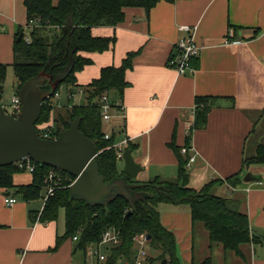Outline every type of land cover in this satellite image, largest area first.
I'll return each instance as SVG.
<instances>
[{
  "label": "crops",
  "instance_id": "crops-1",
  "mask_svg": "<svg viewBox=\"0 0 264 264\" xmlns=\"http://www.w3.org/2000/svg\"><path fill=\"white\" fill-rule=\"evenodd\" d=\"M123 11L124 19L117 25L92 28L93 36L115 41L103 52L82 53L92 63L76 73V84H89L103 67L119 66L128 52L137 51L125 72L128 86L122 95L107 92L113 107L105 131L114 134L115 143L127 142L124 149L130 148L143 168L134 178L138 182L175 179L177 158L170 143L184 146L196 97H210L204 125L191 133L190 145L197 156L188 168V185L199 190L211 180H222L215 193L241 201L256 239L241 245V253L211 244L202 223L192 222L187 205L162 203L160 219L176 236L180 264H200L206 258L211 264H264V164L243 166L251 156L248 140L264 122V0H162L149 11L143 7ZM27 20L23 0H0V64H12L15 36L28 32ZM179 25L196 27L194 40L200 52L192 60V74L179 75L167 65L177 51L176 42L185 35ZM4 89L9 93L8 86ZM68 89L52 99L53 112L66 105ZM14 91L11 97L17 95ZM79 96L83 102V94ZM0 107L4 110L1 95ZM246 173L261 179L245 182ZM235 174L238 181H225ZM31 179L14 184H29ZM5 197L16 202L6 205ZM43 205L42 198L26 201L0 188V264H86L96 246L83 252L76 249V241L66 238L54 249L64 234V220L38 221Z\"/></svg>",
  "mask_w": 264,
  "mask_h": 264
},
{
  "label": "trees",
  "instance_id": "trees-1",
  "mask_svg": "<svg viewBox=\"0 0 264 264\" xmlns=\"http://www.w3.org/2000/svg\"><path fill=\"white\" fill-rule=\"evenodd\" d=\"M160 1L162 0H23L27 22L38 20L36 26L27 28L26 35L22 33L19 41L17 39L21 32L15 36L14 60L11 66L17 80L16 91L26 80L40 72L51 75L53 80L62 79L53 94L44 100L36 123L53 124L54 131L50 138H56L76 117H80L79 130L94 141L98 151L95 157L98 172L105 182L123 175L124 172L120 170L119 162L122 159L117 157L114 134L111 133L107 140L103 138L99 98L110 90L122 95L128 86L125 72L131 67L137 51L128 52L119 66L103 67L99 77L83 87L76 84V73L91 64L92 60L82 53L103 52L115 41L114 37L93 36V27L115 26L122 22L125 7H143L149 11ZM7 67V64H0V95L3 92ZM61 86L69 88L67 103L60 107L59 111L53 112L55 105L52 99ZM79 88L82 89L84 101L74 103V89ZM42 89H49L47 81ZM210 103V97H196L193 126L188 130L182 147L189 149L191 146V133L193 129L204 125L211 108ZM38 136L41 137L39 133ZM170 147L177 158L175 179L154 178L144 182L131 179L133 183L147 184L135 191L147 193L148 197L138 199L134 203L135 209L129 214V203L121 196L116 197L107 206H89L83 201L71 199L69 186L74 177L54 168L66 176L68 181L46 200L38 218L40 222L56 221L59 209H64V234L57 238L54 249L59 246L61 240L73 239V236H76V249L86 252L89 247L98 245L107 228L114 227L119 232V244L107 248L103 264H120L121 260L134 264L136 249L133 238L139 233L150 236L148 242L157 251L155 257L148 254L149 264L156 263V260L163 264L164 259V264H180L176 236L160 219L159 207L162 203H167L187 205L192 222L202 223L211 244L219 243L224 250L241 253V245L256 239L251 235L247 215L240 209L241 201L216 193L209 196L212 188L223 183L220 179L209 181L199 190L190 187L187 167L189 153L187 151L182 154V147L176 146L174 142L170 143ZM251 164H264V143L258 144L253 155L243 160V166ZM51 168L35 163L34 170L30 172L31 182L15 185L13 175L25 170L18 169L15 163L1 166L0 188L12 191L14 195L26 201L42 198L45 176ZM225 181L235 183L238 181V174L226 178ZM156 186L164 188L158 189ZM200 264L211 262L206 258Z\"/></svg>",
  "mask_w": 264,
  "mask_h": 264
},
{
  "label": "water",
  "instance_id": "water-1",
  "mask_svg": "<svg viewBox=\"0 0 264 264\" xmlns=\"http://www.w3.org/2000/svg\"><path fill=\"white\" fill-rule=\"evenodd\" d=\"M21 36L22 32L18 41ZM61 80H53L51 75L40 72L26 80L19 88L17 95L21 107L15 117L0 110V167L29 156L35 163L57 168L74 177L69 186L71 199L83 201L89 206H107L116 197L121 196L128 201V214L131 213L135 209L134 203L138 199L148 197V194L135 191L147 184L131 182L143 168L134 160L130 148L124 149L122 155L124 174L105 182L98 172L95 160L97 147L94 141L79 130L80 117H76L56 138L38 136L35 124L40 117L42 104L53 94ZM45 81L49 85L48 90L42 89ZM260 179V176L251 173H246L243 177L245 182ZM215 192L216 187L209 191V196ZM147 239L149 240L150 236H147ZM165 262L164 259L162 263Z\"/></svg>",
  "mask_w": 264,
  "mask_h": 264
},
{
  "label": "built area",
  "instance_id": "built-area-1",
  "mask_svg": "<svg viewBox=\"0 0 264 264\" xmlns=\"http://www.w3.org/2000/svg\"><path fill=\"white\" fill-rule=\"evenodd\" d=\"M38 19H32L29 22H27V27H33L37 25ZM178 29L185 33L183 37H181L175 44L177 51L174 55H171L170 58L167 61V65L171 68H173L177 74L179 75H186V74H192L194 72V68L192 67V60L199 55L200 47L195 43L194 37H195V26H189V25H179ZM26 41L28 39L26 38ZM82 93V91H80ZM55 96H58V93H56ZM99 104H100V112L103 122H108L111 115V109L113 107L112 103L109 101L107 93H104L99 98ZM11 105V112L8 113L12 116H16L18 112L20 111L21 103L19 101L18 95H14L11 97L10 100ZM35 129L37 134L39 133L42 138H50L54 131V125L53 124H35ZM111 133L108 131H104L103 138L107 140L110 137ZM127 142H121V143H115L114 146L117 147V157L119 159H122L123 151H124V145ZM188 151V160H187V167L189 168L190 165L195 161L196 159V151L192 147V145L189 147V149L182 147L181 153L186 154ZM18 169L21 170H27L29 172H32L35 167V162L29 157L25 156L21 158L19 161L15 162ZM61 171V170H59ZM57 171L54 168H51L48 170L46 176H45V184H44V192H43V202L45 203L46 200L53 196L54 192L61 187H64L66 182L68 181L67 177L64 176L61 172ZM4 202L6 205H13L16 202V199L14 197H5ZM77 239L76 236H73V240L75 241ZM119 232L114 227L107 228L101 237L100 242L96 247L90 251V255L86 258V264H103V262L106 259V254H102L99 250L100 245H105L108 248L112 246H116L119 244ZM135 243V249H136V256H135V262L134 264H149L148 263V253L146 251L145 245L148 241L147 235L145 233H139L134 238ZM93 259V260H92Z\"/></svg>",
  "mask_w": 264,
  "mask_h": 264
},
{
  "label": "rangeland",
  "instance_id": "rangeland-1",
  "mask_svg": "<svg viewBox=\"0 0 264 264\" xmlns=\"http://www.w3.org/2000/svg\"><path fill=\"white\" fill-rule=\"evenodd\" d=\"M11 61H13V58H12ZM16 83H17V80H16V77H15L13 68H12L11 65H9L7 67L6 80H5V84H4V88H6V86H8L9 93L6 94L5 93V89L3 88V92L1 94V101L4 104V110H5L6 113H10L11 112L10 100H11L12 93L15 92L14 89L16 88ZM13 87H14V89H13ZM59 91L64 96L65 93H66V87L65 86H61ZM74 91H75L76 96L74 97L73 102L74 103H82V100H81V98L79 96V94H82V93H79L82 90L74 89ZM102 128H103L104 131L105 130H109L108 129L109 128L108 122H103ZM258 143H264V122L260 123L258 125V127L256 128V133L254 135H252L250 137V139L248 140L247 155H252L253 154V151H254V148H255L254 146L256 144H258ZM121 164H122V161L119 162V166H121ZM250 170L252 172H254V173L259 172V170H256V169H250ZM191 172L192 171L190 170L189 173H191ZM29 176H31V175H30V172L27 171V170L19 172V173H16L14 175V183H19L18 181H22V179L28 178ZM37 202H39V200ZM58 220H61V221L64 220V209L63 208L59 209ZM105 247H106L105 245H100L99 246L100 252L104 251ZM145 248H146V251H147L148 254L150 253L154 257L157 255V251H156L155 247L151 246L150 242L147 241V243L145 245ZM155 264H161V263H160V261L156 260Z\"/></svg>",
  "mask_w": 264,
  "mask_h": 264
}]
</instances>
